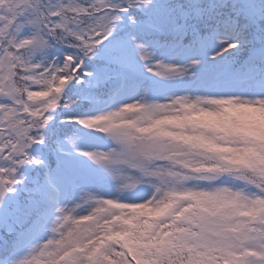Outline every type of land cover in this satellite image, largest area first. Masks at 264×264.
Here are the masks:
<instances>
[{"label": "snow or ice", "instance_id": "obj_1", "mask_svg": "<svg viewBox=\"0 0 264 264\" xmlns=\"http://www.w3.org/2000/svg\"><path fill=\"white\" fill-rule=\"evenodd\" d=\"M0 264H264V0H0Z\"/></svg>", "mask_w": 264, "mask_h": 264}]
</instances>
